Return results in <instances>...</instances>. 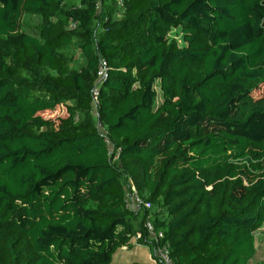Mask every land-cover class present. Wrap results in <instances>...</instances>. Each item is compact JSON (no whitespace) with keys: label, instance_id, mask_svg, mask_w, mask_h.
Masks as SVG:
<instances>
[{"label":"trees","instance_id":"obj_1","mask_svg":"<svg viewBox=\"0 0 264 264\" xmlns=\"http://www.w3.org/2000/svg\"><path fill=\"white\" fill-rule=\"evenodd\" d=\"M263 84L264 0H0V264H154L130 178L174 264H264Z\"/></svg>","mask_w":264,"mask_h":264},{"label":"rangeland","instance_id":"obj_2","mask_svg":"<svg viewBox=\"0 0 264 264\" xmlns=\"http://www.w3.org/2000/svg\"><path fill=\"white\" fill-rule=\"evenodd\" d=\"M120 14L121 13H119V15ZM41 23H42L41 17L38 15H25V17H24V29L27 33L39 35ZM170 36L172 38L179 39V42L181 44L183 43L180 39L179 31L173 30L171 32ZM83 64H84V59L81 56V52L78 51L77 56H76V60L73 64V68L80 69ZM157 89L159 91L158 101H161V89H160V86L158 84H157ZM258 92L260 94H264V84L260 87ZM45 115L48 117H52L53 119L59 118L62 115H66V108L63 105H60L56 108L55 111H53L51 113H46ZM101 130L104 131V128L101 127ZM131 163H132V165H136L135 161H132ZM136 183H137V180H135V178L129 179V185L131 186V187L129 186L130 188L137 187ZM149 209L151 210L150 212H151L152 220H153L154 216H156L159 213L160 208L158 206H152L151 205V206H149ZM160 216H162V215H160ZM151 245H152L151 243H146V245L139 244L137 242V240L135 238H133L132 239V246L128 247V248L119 249L117 255H120L123 257V259H126L124 261L130 260L135 255L139 256V258L141 260L151 261L152 260V247H151ZM256 245H257L258 250H259L258 259H263L264 258V226L261 229L257 230V232H256ZM115 258H116V255L114 257V260H115Z\"/></svg>","mask_w":264,"mask_h":264},{"label":"built area","instance_id":"obj_3","mask_svg":"<svg viewBox=\"0 0 264 264\" xmlns=\"http://www.w3.org/2000/svg\"><path fill=\"white\" fill-rule=\"evenodd\" d=\"M105 69L103 68L100 73L103 75ZM131 191L127 192L125 201L126 206L133 210H141L148 208L152 204L146 202L144 198L139 194L136 187L131 188ZM151 216V215H150ZM145 228L148 232V238L152 246V260L155 264H174L172 257L170 256V248L168 243H164L165 237L164 230L156 227L153 220L145 222Z\"/></svg>","mask_w":264,"mask_h":264}]
</instances>
